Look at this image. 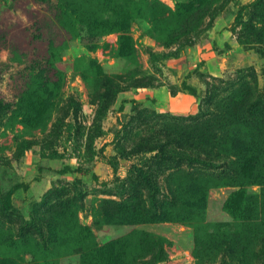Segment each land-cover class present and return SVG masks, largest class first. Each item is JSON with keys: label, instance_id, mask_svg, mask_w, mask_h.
I'll list each match as a JSON object with an SVG mask.
<instances>
[{"label": "rangeland", "instance_id": "374dc122", "mask_svg": "<svg viewBox=\"0 0 264 264\" xmlns=\"http://www.w3.org/2000/svg\"><path fill=\"white\" fill-rule=\"evenodd\" d=\"M0 264H264V0H0Z\"/></svg>", "mask_w": 264, "mask_h": 264}, {"label": "trees", "instance_id": "16d2710c", "mask_svg": "<svg viewBox=\"0 0 264 264\" xmlns=\"http://www.w3.org/2000/svg\"><path fill=\"white\" fill-rule=\"evenodd\" d=\"M191 158H193V159H195V160H199V161H206L204 158H200V157H198V156H196V157H191Z\"/></svg>", "mask_w": 264, "mask_h": 264}]
</instances>
